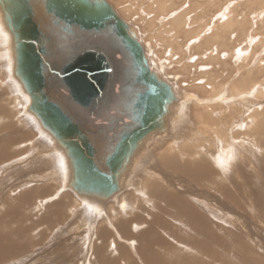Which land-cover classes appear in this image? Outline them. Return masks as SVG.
Listing matches in <instances>:
<instances>
[{"label":"rangeland","instance_id":"374dc122","mask_svg":"<svg viewBox=\"0 0 264 264\" xmlns=\"http://www.w3.org/2000/svg\"><path fill=\"white\" fill-rule=\"evenodd\" d=\"M108 1L135 35L152 71L174 91L165 130L147 135L138 144L136 155L119 176L121 186L113 200L111 196L93 201L91 195L76 193L69 185V161L64 152L67 177L65 184L61 183L59 154L39 132V128L46 131L47 128L27 108L30 97L12 71L13 54L0 58V149L11 141L9 155L0 159V220L13 207L21 213L14 215L16 222L0 221V239L13 241L16 249L19 248L4 257L7 261L0 259V264H102L101 261L105 264H264V94L260 96L264 91V2L163 0L161 10L156 4L158 0ZM234 2L241 5L237 6V13L246 11V22L226 31L227 45L219 49L220 59L210 61L206 58L208 51L196 45L209 34L208 28L198 37L185 36V29L190 25L193 31L200 25L221 22L228 16L224 17V11ZM184 12L186 24L174 22L173 18ZM3 30L10 38L12 33L6 27ZM0 34L4 36L1 31ZM174 37H178L179 43L175 45L179 44L181 50L172 47ZM229 50H232L231 56L227 53ZM246 77L251 78L249 84L255 85L244 89L242 99L234 98L232 86ZM13 93L23 97L25 104L21 99L14 102ZM200 107H203L201 114ZM252 111L261 112L258 123H250ZM197 113L210 127L218 126L211 130L213 134L198 123ZM225 137L234 152L224 166H214V155L220 152V144L223 148ZM186 150L194 153L193 158L183 156ZM54 157L57 160L53 162ZM202 160L211 165L213 172L209 177L204 175L203 179L196 173H184V168L195 170L198 161L203 166L206 162ZM27 191L31 193L29 202L21 203L19 198ZM171 194L175 202L169 204ZM61 198L66 202L61 209L62 216L40 222L42 215L48 217L46 208H53ZM73 198L78 199L76 204L72 203ZM79 200L84 201L78 203ZM117 200L125 206L120 207ZM199 200L210 206H204ZM180 202L184 203L182 207ZM90 203L92 206L87 205ZM195 214L206 222L197 219L199 223H196ZM155 217H158L156 223ZM119 222H128L121 237L115 233ZM150 224L154 226L151 228ZM146 227V231L151 229L145 238H151L152 242L141 239L140 233ZM153 230L156 235H152ZM157 235L165 236L164 240L157 242Z\"/></svg>","mask_w":264,"mask_h":264},{"label":"water","instance_id":"95a60500","mask_svg":"<svg viewBox=\"0 0 264 264\" xmlns=\"http://www.w3.org/2000/svg\"><path fill=\"white\" fill-rule=\"evenodd\" d=\"M29 109L67 150L72 187L108 196L173 99L106 0H0Z\"/></svg>","mask_w":264,"mask_h":264},{"label":"bare ground","instance_id":"6f19581e","mask_svg":"<svg viewBox=\"0 0 264 264\" xmlns=\"http://www.w3.org/2000/svg\"><path fill=\"white\" fill-rule=\"evenodd\" d=\"M106 1H108V0H106ZM166 1V0H165ZM168 1V0H167ZM244 1V0H243ZM109 2V1H108ZM153 2H154V0H153ZM156 2V1H155ZM237 2H238V0H237ZM251 3H258V4H261L262 2H264L263 0H254V1H250ZM250 2H248V3H250ZM110 3V2H109ZM164 3L165 2H163V0H158V3L156 2V4H158L157 6H159V9H161V10H163V8H164ZM247 3V4H248ZM111 4V3H110ZM239 5L240 4H238V3H236V2H234L233 4L232 3H230L229 5H228V7L226 8V10L224 11V17L228 14V16L224 19V20H222L221 22H214V23H212L211 25H208V24H204V25H200V26H198V27H195L194 29H192L193 31H191V29H190V25L188 26L189 28H186L185 29V31L187 32H184L186 35L185 36H187V37H191L192 35L193 36H196V37H198V36H201V33H203V31L204 30H206L207 28H208V30H206V31H208V33L210 34H208V35H205V36H203L202 37V39H200L201 41H199V39H198V43L196 44V43H193V44H196V45H202V47H204V50L205 51H208V56H206V58L208 57L209 58V60L211 61L212 59L213 60H215V61H218L219 59H220V56H219V49L222 47V46H225V44L227 43V41H226V36H225V34L227 33L226 31H230V29H232V28H234L235 27V25L237 24H239V25H242L243 23H245L246 22V17H247V15H246V11L245 10H241L239 13H237L236 12V8H238L239 7ZM263 5V4H262ZM261 5V6H262ZM238 6V7H237ZM241 6V5H240ZM261 6H259V8L261 7ZM172 7V6H171ZM249 7V6H248ZM247 7V8H248ZM263 7H264V5H263ZM257 9V8H256ZM0 10H1V8H0ZM115 10V9H114ZM119 11V10H118ZM179 11H181V10H179ZM178 11V12H179ZM2 12V11H1ZM120 12V11H119ZM177 12V13H178ZM182 12V11H181ZM187 12V11H186ZM186 12H184V13H182L180 16L179 15H176V17H172L173 18V20H174V22H176V23H178V24H183V23H185L187 20H186V18H185V15H186ZM223 12V11H222ZM163 13V12H162ZM179 14V13H178ZM164 15V14H163ZM240 15H242V17L240 16ZM175 16V15H174ZM221 16H222V13H221ZM223 19V18H222ZM173 22V23H174ZM190 22V21H189ZM188 22V23H189ZM171 23V22H170ZM172 24V23H171ZM171 24H170V26H171ZM186 24V23H185ZM176 25V24H175ZM184 25V24H183ZM177 26V25H176ZM180 26V25H179ZM5 27H6V29L10 32V30L8 29V27H7V23L5 22V19H4V13L2 12L1 14H0V31L3 33V35L4 36H1V34H0V58H3V56L5 55L6 57H7V55L8 54H13V58H14V64H13V68H12V71L15 73V45H14V38H13V35L11 34V36H10V38L9 37H7V34H5V32H4V30L3 29H5ZM172 27V26H171ZM175 26H173V28H174ZM181 27V26H180ZM192 28V27H191ZM127 29H128V26H127ZM166 29V28H165ZM171 29L169 28V31H170ZM177 30H179V29H177ZM128 31H129V29H128ZM163 31V30H162ZM182 30H180V32H181ZM188 31H190V32H188ZM176 32V31H175ZM178 32V31H177ZM130 34L132 33L131 31L129 32ZM143 33V32H142ZM131 35H133L134 36V38H135V35L132 33ZM180 35H182L181 33H180ZM189 35H191V36H189ZM175 39V42H173V44H172V47L173 48H175V43H179L176 39H178V37L176 38V37H174ZM173 40V41H174ZM260 40H262V39H260ZM168 42V41H167ZM166 42V43H167ZM259 43V42H258ZM144 44V43H143ZM195 45V46H196ZM227 45V44H226ZM170 47H171V45H170ZM171 47V48H172ZM170 48V49H171ZM176 48H179V50H181V48H180V45L178 44V46H176ZM175 48V49H176ZM163 50V49H162ZM183 50V49H182ZM204 51V52H205ZM232 51V50H231ZM230 50H229V52H227L228 53V55L229 56H231V54H232V52H231ZM234 51V50H233ZM161 52V51H160ZM147 54V53H146ZM247 55V54H246ZM4 56V57H5ZM202 56V55H201ZM226 56V55H225ZM6 57H5V59H6ZM149 57V56H148ZM146 58V57H145ZM211 58V59H210ZM247 58V57H246ZM147 60V59H146ZM154 61V60H153ZM151 62V61H150ZM155 62V61H154ZM222 63L224 64L225 62L224 61H222ZM259 63V62H258ZM257 63V64H258ZM147 64H148V61H147ZM152 64H154V63H152ZM8 66H9V63H8ZM148 66H149V64H148ZM152 66V65H151ZM261 66V65H260ZM149 68H150V70L152 71V69H151V67L149 66ZM1 70V69H0ZM2 71V70H1ZM154 72V71H153ZM161 72V71H160ZM240 72V71H239ZM155 73V72H154ZM162 74V73H161ZM155 75L158 77V79L159 80H161V81H163V82H165L164 80H162L156 73H155ZM166 75V74H165ZM4 76V75H3ZM166 77V76H165ZM241 77V76H240ZM4 79V78H3ZM241 80V79H240ZM243 80H245V81H247V82H244ZM250 80H251V78L249 77H246V78H243L242 79V81H239V82H237V84L235 85V86H232V88H231V93H233L234 94V98H239V96H240V98L242 97L241 95H243V93H245V92H243V91H245L244 89L246 88H248V86L250 85V87L251 86H254L255 84L254 83H248V82H250ZM252 81H253V79H252ZM165 83H167V82H165ZM3 84V83H2ZM7 84V83H6ZM168 84V83H167ZM16 85V87H17V89L18 90H20V87H19V85L17 86V84H15ZM22 85H23V87L25 88V86H24V84L22 83ZM214 85H216V84H214ZM171 87V86H170ZM23 88V89H24ZM212 88V87H211ZM10 90V89H9ZM171 90H172V94L174 95V91H173V89L171 88ZM259 90V89H258ZM219 91V90H218ZM262 91V90H261ZM183 92V91H182ZM229 92V91H228ZM257 92V91H256ZM258 93H259V91H258ZM257 93V94H258ZM10 94H12V93H10ZM195 94V93H194ZM264 94V91H262V92H260V96L261 95H263ZM258 96V95H257ZM183 97H185V99H186V97L187 96H183ZM189 97H191L190 95H189ZM13 98H14V102H17V101H19L20 99H21V97H18V94L16 95V94H14L13 93ZM11 99V98H10ZM22 99H23V97H22ZM21 99V101L23 102L24 100H22ZM174 99H175V95L173 96V99L169 102V104H167V112H166V114L165 115H163V129L161 128V129H158V130H155V131H152V132H150V133H148L147 135H150V134H152V133H154V132H156V133H163V131L165 130V127H166V117H167V114H168V107H169V105L171 104V103H173V101H174ZM242 99V98H241ZM30 101H31V98H29L28 99V104H27V108H29V105H30ZM20 102V101H19ZM21 102V105L24 103L25 104V102H23L22 103ZM185 102H189V101H185ZM194 102V101H193ZM195 102H196V100H195ZM191 103H192V101H191ZM219 103V102H218ZM254 103V102H253ZM258 103V102H257ZM23 104V105H24ZM196 104V103H195ZM191 105H194V104H191ZM197 105V104H196ZM198 105H200V104H198ZM197 105V106H198ZM217 105V104H216ZM258 105V104H257ZM195 106V105H194ZM203 106V105H202ZM24 107V106H23ZM187 107H188V105H187ZM186 107V108H187ZM193 107V106H192ZM199 107V106H198ZM204 107V106H203ZM203 107L201 108L200 107V112H198V113H200L201 114V111H203ZM206 107V106H205ZM180 108V107H179ZM196 108V107H195ZM177 110V109H176ZM197 110V109H196ZM205 110H206V108H205ZM204 110V111H205ZM233 110V109H232ZM3 111V110H2ZM206 111H209V110H206ZM231 111V110H230ZM1 112V111H0ZM3 113V112H2ZM176 113H177V111H176ZM197 113V115H198V118H199V121H198V123L199 124H201V125H205V127L207 128V129H210V132H211V130H216L217 128H218V126H216L215 125V128H213V127H210L211 126V124L210 123H207V121H205V120H203L202 119V116L200 115V114H198ZM207 113V112H206ZM248 113V112H247ZM253 113H254V115H253ZM234 115V114H233ZM251 115H253V119H251V120H253V121H250V123H252V122H256L257 121V123H258V118L259 119H261V112H259V113H255V112H251ZM203 116H204V114H203ZM220 116V115H219ZM31 117V119L32 120H35V118L34 117H32V116H30ZM211 119V118H210ZM176 120V119H175ZM201 120V121H200ZM262 122H264V120L262 121ZM262 122H260L261 124H262ZM26 123V122H25ZM173 123V122H172ZM174 124V123H173ZM213 124V123H212ZM254 124V123H253ZM28 125V124H27ZM26 125V126H27ZM250 125V124H249ZM246 126V125H245ZM172 127V126H171ZM31 129V128H30ZM173 129V128H172ZM205 129V128H204ZM11 130V129H10ZM33 131V130H32ZM261 131H263V130H261ZM39 132L43 135V136H45L49 141H50V143L52 144V146H53V148L57 151V153L59 154V156L57 157L58 158V162H59V168L61 169V183L62 184H65L64 182H65V179H66V177H67V173H66V168H67V166H66V162L64 161V159H63V157H62V154H63V152L66 154V156H67V158H68V161H69V169H70V177H68L69 178V185L72 187V180H73V175H72V171H73V169H72V162H71V158L68 156V154H67V150L63 147V145H61V143L47 130H43V129H41V128H39ZM169 133H171V132H169ZM212 134H213V132H211ZM211 134V135H212ZM258 134V133H257ZM256 134V135H257ZM146 135V136H147ZM162 134H160V136H161ZM194 135V134H193ZM145 136V137H146ZM157 136V135H156ZM162 136H164V134L162 135ZM144 137V138H145ZM227 137H225L224 138V142H223V144L222 145H224L223 146V148L221 147V144H220V152L219 153H217V154H215L214 156H215V159H213V161H215L214 163V166L215 165H217V166H219V167H221V165H225L226 163H227V161H229L228 159H230V157L232 156V149H233V147L231 146V144H229V142H228V140L226 139ZM143 139V138H142ZM142 139L137 143V145H136V147L134 148V150L132 151V153L129 155V157H128V161H127V163L129 162V160H130V158L131 157H134L135 155H136V152L137 151H135L136 149H137V146H138V144L142 141ZM261 139V138H260ZM209 140H210V138H209ZM24 142V141H23ZM37 142H38V140H37ZM219 142H220V140H219ZM244 142V141H243ZM10 143H11V141L10 140H8L5 144H4V146L0 149V159H1V156H5V155H9V153H8V148H10ZM39 143V142H38ZM179 143V142H178ZM221 143V142H220ZM21 144V143H20ZM40 144V143H39ZM42 144V143H41ZM40 144V145H41ZM152 146V145H151ZM225 146H227V147H225ZM234 146H236V145H234ZM180 148H181V146H180ZM179 148V149H180ZM184 148V147H183ZM183 148H181L182 150H184ZM190 148V147H189ZM217 148V147H216ZM45 149H46V147H45ZM52 149V148H51ZM180 149V150H181ZM257 149V148H256ZM53 150V149H52ZM134 151H135V153H134ZM186 152H187V150H186ZM234 152V151H233ZM261 152V151H260ZM8 153V154H7ZM134 153V154H133ZM185 153V152H184ZM259 153V152H258ZM12 154V153H11ZM47 154V153H46ZM213 154V153H212ZM234 154V153H233ZM187 155V157H191V158H193V156H194V153H191V154H189L188 152L186 153V154H184L183 156H186ZM57 156V155H56ZM50 157V156H49ZM264 157V156H263ZM260 158V157H259ZM56 159V157H54V159H53V162H54V160ZM205 159V158H204ZM233 159V158H232ZM261 159V158H260ZM57 160V159H56ZM264 160V159H263ZM202 161H205V160H202ZM1 162V161H0ZM206 162V161H205ZM126 163V164H127ZM188 163V162H187ZM201 163L202 162H199L198 161V163H196V166L194 167L195 168V170H193V169H190V170H188V168H182V167H184L183 165H181L182 167H180L181 169H183V171H184V173L186 172V173H188V174H190L191 172L194 174V173H196L197 175H201L202 177H203V179L205 178L204 177V175H206L207 177H209V174H211V172H213L212 171V169L210 168V163H208V162H206L203 166H201ZM242 163V162H241ZM126 164L124 165V167H123V170L125 169V167H126ZM198 164V165H197ZM230 164V163H229ZM232 164V163H231ZM57 165V164H56ZM233 165V164H232ZM255 165V164H254ZM134 166V165H133ZM193 168V167H192ZM199 169V170H198ZM236 169V168H235ZM234 169V170H235ZM123 170L121 171V172H119V174H118V176H117V182H118V187H117V190L115 191V192H113L112 194H110V195H108V196H98V195H95V194H91V193H82V192H76V193H79V194H87V195H91L92 197H91V200H92V198H93V201H95V200H101V199H107V198H109V197H111L112 196V200H113V197H115V194L116 195H118L117 194V191H119V187L121 186V182H120V174L123 172ZM193 170V171H192ZM231 170V169H230ZM262 170H264L263 168H262ZM145 171H147V170H145ZM218 171V170H217ZM225 171V170H224ZM191 173V175H193ZM218 173H219V171H218ZM54 174H55V172H54ZM166 174V173H165ZM200 176V177H201ZM251 176V175H250ZM56 178V177H55ZM194 178V177H193ZM218 178V177H217ZM220 178V177H219ZM263 178V177H262ZM201 179V178H200ZM199 178H198V180H200ZM208 178H206V180H207ZM212 179V178H211ZM218 179H216V181H217ZM57 181V180H56ZM188 181H190L189 179H188ZM192 181V180H191ZM201 181V180H200ZM215 181V182H216ZM214 182V181H213ZM197 183V182H196ZM221 183V182H220ZM127 184V183H126ZM210 184V183H209ZM208 184V185H209ZM214 184V183H213ZM215 185H219V183H215ZM136 186V185H135ZM205 186V185H204ZM220 186V185H219ZM73 188V187H72ZM179 188V187H178ZM191 188V187H190ZM220 188V187H219ZM29 189V188H28ZM32 189H35V188H32ZM215 190H217L216 188H214ZM213 189V190H214ZM264 189V188H263ZM36 190V189H35ZM123 190V189H122ZM192 190V189H191ZM32 190H30V192H31ZM137 191V190H136ZM30 192H24L25 194L23 195V197H20L19 198V201L21 202V203H28L29 202V199H30V197H31V193ZM121 192V191H120ZM120 192H119V194H120ZM122 193V192H121ZM197 193V192H196ZM165 194V193H164ZM21 195V196H22ZM172 195V194H171ZM170 195V197H169V204L170 203H173V202H175V199L173 198V195L171 196ZM159 196H160V194H159ZM159 196H158V198H159ZM161 196H162V194H161ZM160 196V197H161ZM194 196V195H193ZM259 196V195H258ZM262 196V195H261ZM74 197V196H73ZM120 197H121V195H120ZM154 197V196H153ZM166 197V196H165ZM163 198V197H162ZM171 198V199H170ZM182 198V197H181ZM199 198V197H198ZM253 198V197H252ZM263 198V197H262ZM51 199V198H50ZM54 199V198H53ZM122 199V198H121ZM174 199V200H173ZM176 199H178L179 200V198H177V196H176ZM182 199H184V198H182ZM180 200L181 202L183 201V200ZM190 199V198H189ZM222 199V198H221ZM260 199V198H259ZM44 200V199H43ZM78 199L77 198H73V200H72V203L74 204H76V202L75 201H77ZM151 200V199H150ZM261 200V199H260ZM38 200H36V202H37ZM42 201V200H41ZM58 201H60V203L62 204H59L58 203ZM55 204H54V207L53 208H50V207H47L46 209H47V212H46V215L49 217H45V216H41V219H40V222H48V221H51V219H52V217H54L55 216V218L57 217V219H58V216H60L61 215V209H63V207L65 206V203L66 202H63V199L61 198L60 200H58ZM84 201V200H83ZM82 201V202H83ZM118 202V205L120 206V207H124L125 206V203L124 202H120L121 200H117ZM166 201V200H165ZM185 201H187V200H185ZM190 201V200H189ZM200 201V200H199ZM204 200H201L200 202L201 203H204L205 205L204 206H207V207H209L210 205L207 203H205V202H203ZM246 201V200H245ZM254 201H255V203L256 204H258L257 203V200H255L254 199ZM253 201V202H254ZM39 203H40V201H38ZM43 202V201H42ZM42 202H41V204H40V206H42L43 204H42ZM79 202H81L80 200L78 201V203ZM81 202V203H82ZM180 202V203H181ZM184 202V201H183ZM247 202V201H246ZM264 202V201H263ZM19 203V202H18ZM85 203V202H84ZM186 203V202H185ZM188 203V202H187ZM20 204V203H19ZM106 204V203H105ZM107 204H109V203H107ZM166 204H167V202H166ZM176 204H177V202H176ZM184 204V203H183ZM182 203H181V207H182V205H183ZM262 204V203H261ZM260 204V205H261ZM17 205V204H16ZM87 205H91L92 206V204L90 203V204H87ZM188 205V204H187ZM33 206V205H32ZM71 206V205H70ZM90 206V207H91ZM94 206V205H93ZM108 206V205H107ZM160 206V205H159ZM158 206V207H159ZM37 207H38V205H37ZM84 207V206H83ZM113 207V206H112ZM170 207V206H169ZM185 207V206H184ZM190 207V206H189ZM10 208H12V207H10ZM34 209H35V207H33ZM85 208V207H84ZM84 208H83V210H84ZM94 208H96V207H94ZM108 208V207H107ZM160 208V207H159ZM171 208V207H170ZM190 208H192V207H190ZM213 208V207H212ZM195 209V208H194ZM211 208H208V210H210ZM216 209V208H215ZM257 209V208H256ZM183 210H185V209H183ZM182 210V211H183ZM217 210V209H216ZM118 211V210H117ZM164 211V210H163ZM181 211V210H180ZM186 211V210H185ZM190 211V210H189ZM213 211H215V210H213ZM84 212V211H83ZM111 212H113V211H111ZM122 212V211H121ZM184 212V211H183ZM217 212H220L219 210H217ZM21 214L20 213V211H15V207H13V209L11 210H7V214L5 215H3L2 216V219L1 220H3V222L4 221H10L11 223L12 222H16V221H18V219H15L14 218V215L15 214ZM119 213V212H118ZM187 213V212H186ZM197 213V212H196ZM71 214H72V212H71ZM84 214V213H83ZM188 214V213H187ZM190 214H191V211H190ZM218 214V213H217ZM13 215V216H12ZM195 215H197V214H195ZM62 216V215H61ZM190 216V215H189ZM192 216V215H191ZM264 216V215H263ZM18 218V217H17ZM192 218V217H191ZM203 217H201V216H199V215H197L196 216V220H195V222L197 221V219L201 222V221H204V222H206V220H203L202 219ZM21 219V218H20ZM56 219V220H57ZM85 219V218H84ZM157 219H158V217H155L154 218V222L156 223V221H157ZM193 219V218H192ZM0 220V221H1ZM199 221L198 222H196V223H199ZM233 221V220H232ZM38 222V221H37ZM57 222V221H56ZM93 223V222H92ZM127 223L128 222H119L118 224H116L115 225V227H116V229H117V231L115 232L116 234H117V236L118 235H120V237L121 236H123L122 234H123V230H127ZM155 223H153L154 225H155ZM165 223V222H164ZM41 224V223H40ZM153 224H150L149 225V227L151 226V228H152V226H154ZM195 224V223H194ZM187 225H189V223L187 224ZM202 225H204L205 226V224L203 223ZM128 226H129V224H128ZM166 226V225H165ZM190 227L192 226V225H189ZM133 227H136L135 225H133ZM132 228V227H131ZM151 228H149L148 229V231H146L147 230V227L145 228V231H143L142 233H140L141 234V239H145L146 241L147 240H149L148 242H150L151 241V238L149 239V237L148 238H145V235L146 236H148L150 233H147V232H149V230L151 229ZM191 228H194V227H191ZM135 229V228H134ZM193 230V229H192ZM156 231V230H155ZM155 231L153 230L151 233H152V235L154 234V235H156L155 234ZM107 232V231H106ZM130 233V232H129ZM128 234V233H127ZM126 234V235H127ZM129 236H131V235H129ZM164 236V235H163ZM177 236V235H176ZM125 237V236H124ZM128 237V236H127ZM136 237V236H135ZM150 237H152V236H150ZM162 237V236H161ZM160 236H156V238H157V242H158V240H164V237H162L161 238ZM207 237V236H206ZM0 238H1V236H0ZM129 238H134V237H129ZM155 238V239H156ZM136 240V239H135ZM139 240V239H138ZM137 240V241H138ZM140 241V240H139ZM152 242V241H151ZM165 242V241H164ZM179 242V241H178ZM111 243V242H110ZM153 244V243H152ZM111 245V244H110ZM17 247H16V245H15V243L13 242V241H9L8 239H6V240H3V239H0V259H4L5 260V256H10V254H13V253H16L18 250H19V248L18 249H16ZM199 248V247H198ZM20 249H22V248H20ZM202 252V251H201ZM18 254V253H17ZM16 254V255H17ZM14 256V255H13ZM6 258H9V257H6ZM11 258V257H10ZM208 258V257H207ZM8 260V259H7ZM7 260H5V261H7ZM99 262V261H98ZM223 262V261H222ZM101 263L102 264H105V262H103V261H101ZM217 263V262H216ZM99 264H100V262H99Z\"/></svg>","mask_w":264,"mask_h":264}]
</instances>
